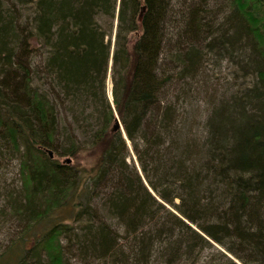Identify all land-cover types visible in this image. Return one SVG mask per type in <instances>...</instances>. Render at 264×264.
<instances>
[{"label": "trees", "instance_id": "obj_1", "mask_svg": "<svg viewBox=\"0 0 264 264\" xmlns=\"http://www.w3.org/2000/svg\"><path fill=\"white\" fill-rule=\"evenodd\" d=\"M13 159L0 264H264V0H0Z\"/></svg>", "mask_w": 264, "mask_h": 264}, {"label": "rangeland", "instance_id": "obj_2", "mask_svg": "<svg viewBox=\"0 0 264 264\" xmlns=\"http://www.w3.org/2000/svg\"><path fill=\"white\" fill-rule=\"evenodd\" d=\"M111 42L113 43V36H111ZM206 60V59H205ZM237 69L236 66L230 64L228 60H206L201 64V98L205 94V87L207 93L214 94V96L221 95L229 86H232L236 80ZM109 75L106 80L108 93L110 91V79ZM216 94V95H215ZM205 99L201 100V105H206ZM18 160L13 159L8 163V165L0 171V184L7 185V188L16 186L19 184L18 177ZM211 246L206 247L202 253L201 257L195 264H204L206 261H210V264H214L216 261H224L225 258L221 257L220 253H224L230 259H233L238 264L240 262L235 258L229 251L227 253L222 249L218 243L210 241ZM74 264H79L76 260L71 259ZM190 262L182 261L180 264H189ZM152 264H155L153 262Z\"/></svg>", "mask_w": 264, "mask_h": 264}, {"label": "water", "instance_id": "obj_3", "mask_svg": "<svg viewBox=\"0 0 264 264\" xmlns=\"http://www.w3.org/2000/svg\"><path fill=\"white\" fill-rule=\"evenodd\" d=\"M119 127H121V125H120L119 121H118V120H116L115 124L113 125V129H117V128H119ZM48 154H49V156H52V153H51V151H48ZM66 160H67V162H69V161H70V159H69V158H67Z\"/></svg>", "mask_w": 264, "mask_h": 264}]
</instances>
